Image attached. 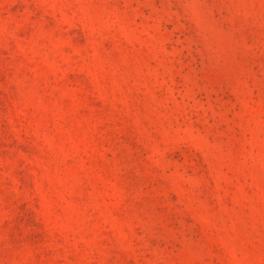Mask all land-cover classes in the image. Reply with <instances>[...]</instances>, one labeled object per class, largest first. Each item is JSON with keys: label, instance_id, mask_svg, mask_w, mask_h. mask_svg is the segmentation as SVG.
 <instances>
[{"label": "rangeland", "instance_id": "1", "mask_svg": "<svg viewBox=\"0 0 264 264\" xmlns=\"http://www.w3.org/2000/svg\"><path fill=\"white\" fill-rule=\"evenodd\" d=\"M0 264H264V0H0Z\"/></svg>", "mask_w": 264, "mask_h": 264}]
</instances>
